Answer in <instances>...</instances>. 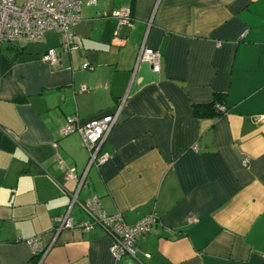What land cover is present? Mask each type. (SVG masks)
<instances>
[{
	"label": "crops",
	"instance_id": "crops-1",
	"mask_svg": "<svg viewBox=\"0 0 264 264\" xmlns=\"http://www.w3.org/2000/svg\"><path fill=\"white\" fill-rule=\"evenodd\" d=\"M73 34L56 64L42 59L53 31L0 43V264H264V0H97ZM142 46L160 52L158 72ZM216 96L217 113H194ZM118 106L107 159L79 185L88 151L61 129ZM92 197L127 224L156 215L134 257L115 260L103 227H77ZM68 208L73 226L54 236Z\"/></svg>",
	"mask_w": 264,
	"mask_h": 264
},
{
	"label": "built area",
	"instance_id": "built-area-1",
	"mask_svg": "<svg viewBox=\"0 0 264 264\" xmlns=\"http://www.w3.org/2000/svg\"><path fill=\"white\" fill-rule=\"evenodd\" d=\"M96 3L97 0H0V43L7 42L23 47L42 41L46 32L53 31L59 36V47L48 48L42 59L49 64H56L60 51L69 52L77 47L73 29L80 20L82 4L91 6ZM113 15L117 20L118 30L132 26L129 8L116 10ZM137 60L148 62L154 72L160 70L161 56L158 50L142 46ZM82 67L90 66L85 63ZM81 89L85 90V87L81 86ZM119 111L120 106L113 113L94 117L84 123H79L76 117H67L61 133L65 135L78 132L88 151L86 169L82 177L77 179V176L70 173L71 177L78 180L79 185L83 183L86 171L92 165L98 166L106 161L107 155L100 154L99 150L117 122ZM254 120L264 121V115L254 116ZM80 205L90 218L78 223L77 227L82 230L91 229L95 225L103 227L111 238L110 252L115 260L127 255L134 257L137 240L145 236L156 222V215L150 213L133 224H127L120 214H107L100 207L96 197ZM69 209L54 219V236L62 229L73 226ZM27 242L32 248L33 256L41 258L48 249L47 246H42L39 238H32Z\"/></svg>",
	"mask_w": 264,
	"mask_h": 264
},
{
	"label": "trees",
	"instance_id": "trees-1",
	"mask_svg": "<svg viewBox=\"0 0 264 264\" xmlns=\"http://www.w3.org/2000/svg\"><path fill=\"white\" fill-rule=\"evenodd\" d=\"M220 101V98L218 96H216L214 98V101L208 105H203V106H194V113L197 115V116H208V115H213L215 113H217V109L215 107V102H219ZM36 257V256H35Z\"/></svg>",
	"mask_w": 264,
	"mask_h": 264
},
{
	"label": "water",
	"instance_id": "water-1",
	"mask_svg": "<svg viewBox=\"0 0 264 264\" xmlns=\"http://www.w3.org/2000/svg\"><path fill=\"white\" fill-rule=\"evenodd\" d=\"M131 27H123V28H121L120 29V34H127L130 31Z\"/></svg>",
	"mask_w": 264,
	"mask_h": 264
}]
</instances>
